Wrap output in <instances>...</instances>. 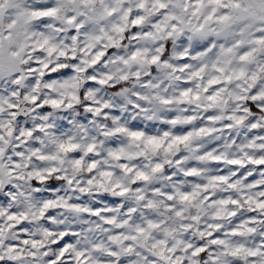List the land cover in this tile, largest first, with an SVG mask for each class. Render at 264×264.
<instances>
[{
  "label": "clouds",
  "instance_id": "clouds-1",
  "mask_svg": "<svg viewBox=\"0 0 264 264\" xmlns=\"http://www.w3.org/2000/svg\"><path fill=\"white\" fill-rule=\"evenodd\" d=\"M0 264H264V0H0Z\"/></svg>",
  "mask_w": 264,
  "mask_h": 264
}]
</instances>
